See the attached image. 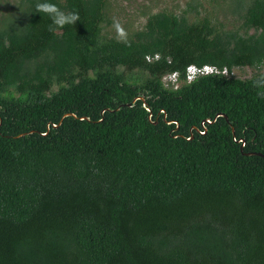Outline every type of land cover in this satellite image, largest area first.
Here are the masks:
<instances>
[{
    "label": "trees",
    "instance_id": "obj_1",
    "mask_svg": "<svg viewBox=\"0 0 264 264\" xmlns=\"http://www.w3.org/2000/svg\"><path fill=\"white\" fill-rule=\"evenodd\" d=\"M108 1L49 0L80 17L53 33L38 0H0V264H264V0L123 41Z\"/></svg>",
    "mask_w": 264,
    "mask_h": 264
},
{
    "label": "rangeland",
    "instance_id": "obj_2",
    "mask_svg": "<svg viewBox=\"0 0 264 264\" xmlns=\"http://www.w3.org/2000/svg\"><path fill=\"white\" fill-rule=\"evenodd\" d=\"M11 1L14 0H4ZM191 1H198L205 6L209 7L210 14L212 16L216 15L217 19L221 22H225L227 27L236 28L229 21L233 19L234 16L230 12L231 8L237 7L241 0H227L226 4L223 0H217L220 8H230L229 10L219 11L218 7H212V0H109L107 7V15L105 21L103 22V33L107 36L117 37L115 28L113 26V21H118L126 31V37H129L135 30L144 27L148 15L151 12H158L162 10H168L176 13H180L184 9L188 8V4ZM218 11V12H217ZM208 12V11H207ZM195 12L189 13L190 16L194 15ZM205 16V10L199 16ZM227 18H229L227 20ZM228 22V23H227ZM253 32V30H251ZM255 71V68L251 67H236L234 68L232 74L238 77H250ZM260 71L264 72V66L260 68Z\"/></svg>",
    "mask_w": 264,
    "mask_h": 264
},
{
    "label": "clouds",
    "instance_id": "obj_3",
    "mask_svg": "<svg viewBox=\"0 0 264 264\" xmlns=\"http://www.w3.org/2000/svg\"><path fill=\"white\" fill-rule=\"evenodd\" d=\"M35 10L38 13L45 14L51 20L48 26L50 32L55 33L57 29H62L66 25H75L80 20L79 14L75 11L66 12L57 4L49 2V0H38ZM118 41L126 39V31L123 26L116 20L113 21ZM257 85H264V77L256 81Z\"/></svg>",
    "mask_w": 264,
    "mask_h": 264
},
{
    "label": "built area",
    "instance_id": "obj_4",
    "mask_svg": "<svg viewBox=\"0 0 264 264\" xmlns=\"http://www.w3.org/2000/svg\"><path fill=\"white\" fill-rule=\"evenodd\" d=\"M228 73H229L228 68L226 67L220 68L214 64H203V65L191 64L187 67V79L189 81L195 79L196 77L200 75L228 74ZM165 80H172L173 82H176L177 74L172 73L171 75H167L165 77Z\"/></svg>",
    "mask_w": 264,
    "mask_h": 264
},
{
    "label": "water",
    "instance_id": "obj_5",
    "mask_svg": "<svg viewBox=\"0 0 264 264\" xmlns=\"http://www.w3.org/2000/svg\"><path fill=\"white\" fill-rule=\"evenodd\" d=\"M137 98H135V100H136ZM134 100V101H135ZM128 105H130V104H128ZM119 109V108H118ZM104 113V110L102 111V114ZM71 113H68V114H65L64 116H63V118L66 116V115H70ZM73 115H75V114H73ZM220 114H217L216 116H215V118L214 119H207L206 121L207 122H214V121H216V119H217V117L219 116ZM227 117V116H226ZM63 118H62V120H63ZM81 118H86V117H81ZM88 118V117H87ZM151 118H152V112H150V114H149V119L151 120ZM89 119V118H88ZM62 120L59 122V124H61L62 123ZM154 122H157V121H154ZM170 122H172V121H170ZM58 124V125H59ZM55 126H57V125H55ZM48 129H49V127H48ZM240 141V140H239ZM245 144V140H243V142H242V145H241V148L243 147V145ZM253 153H258V152H250V154H253ZM258 154H260V155H264V154H262V153H258Z\"/></svg>",
    "mask_w": 264,
    "mask_h": 264
}]
</instances>
